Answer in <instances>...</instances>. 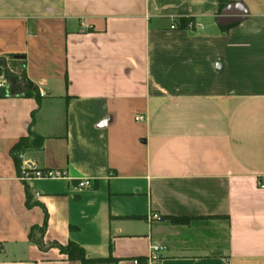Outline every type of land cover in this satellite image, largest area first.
<instances>
[{
	"label": "crops",
	"instance_id": "1",
	"mask_svg": "<svg viewBox=\"0 0 264 264\" xmlns=\"http://www.w3.org/2000/svg\"><path fill=\"white\" fill-rule=\"evenodd\" d=\"M0 59V264H264V0H0Z\"/></svg>",
	"mask_w": 264,
	"mask_h": 264
},
{
	"label": "trees",
	"instance_id": "2",
	"mask_svg": "<svg viewBox=\"0 0 264 264\" xmlns=\"http://www.w3.org/2000/svg\"><path fill=\"white\" fill-rule=\"evenodd\" d=\"M182 26H185L187 23L193 21V19L191 18H182L179 20ZM0 61H2V64H0V71L2 73V75L5 78L6 75V71H7V66H6V62L3 59H0ZM14 65H12L13 67ZM23 77V76H22ZM23 81H24V93L22 95L25 98H34L36 100L37 103L40 102V97H39V93L37 92L36 88L28 81L26 80L25 77H23ZM32 138V139H30ZM42 138L34 135L33 133H30L28 135L27 138H22L19 140V142L13 147L12 151L13 153L16 152L19 148H41L42 147ZM19 168V166H18ZM26 207L30 208L34 203L30 202V196L28 193H26ZM171 222L174 224H183L185 221L181 220V219H171ZM46 228V216L44 218V222L42 227L39 229V232L41 235L44 234V230ZM36 230V228H32V231L30 232V237L33 233V231ZM54 246H56L59 251L62 254H65L67 256V258L69 260H76V261H80L81 264H91L93 262H104L107 261L105 260H88L85 257V253L83 251V249H81L78 245H76L75 243L69 242L66 246H60L57 244H54Z\"/></svg>",
	"mask_w": 264,
	"mask_h": 264
},
{
	"label": "built area",
	"instance_id": "3",
	"mask_svg": "<svg viewBox=\"0 0 264 264\" xmlns=\"http://www.w3.org/2000/svg\"><path fill=\"white\" fill-rule=\"evenodd\" d=\"M177 24L173 23L170 29H177ZM188 30H196L197 24L194 21L187 23L184 26ZM1 86V85H0ZM142 117H136V121H141ZM14 158L19 162V171L17 175L18 181L21 183H28L31 181H47V180H63L68 177L67 172L58 169H39L34 166V164L25 157L22 151H16L14 153ZM79 188H89L91 187L90 180L86 179L78 184ZM160 217L156 213H150L147 217V221H158ZM158 251L157 246H152L151 253L146 259V263H155L157 261L156 252ZM134 264H140L137 260Z\"/></svg>",
	"mask_w": 264,
	"mask_h": 264
},
{
	"label": "rangeland",
	"instance_id": "4",
	"mask_svg": "<svg viewBox=\"0 0 264 264\" xmlns=\"http://www.w3.org/2000/svg\"><path fill=\"white\" fill-rule=\"evenodd\" d=\"M9 69L7 68L6 71V75H5V82L7 83V85L9 86H15L16 87V91L17 94H22V92L24 91V81H23V74H22V69L21 66H13L10 61H9ZM13 69L15 71V73H12L10 70ZM40 97V102H41V95L39 94Z\"/></svg>",
	"mask_w": 264,
	"mask_h": 264
},
{
	"label": "water",
	"instance_id": "5",
	"mask_svg": "<svg viewBox=\"0 0 264 264\" xmlns=\"http://www.w3.org/2000/svg\"><path fill=\"white\" fill-rule=\"evenodd\" d=\"M231 8L227 7L222 11V15L220 18L217 19V23L221 26H227L234 23L236 20L229 19L228 17L231 16ZM16 59H21L22 57H15ZM2 64V62H0ZM7 96V89L0 86V98Z\"/></svg>",
	"mask_w": 264,
	"mask_h": 264
}]
</instances>
